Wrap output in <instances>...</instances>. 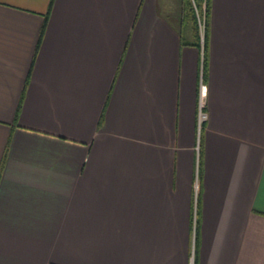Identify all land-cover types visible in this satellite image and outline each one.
<instances>
[{
  "label": "crops",
  "instance_id": "0c3cea01",
  "mask_svg": "<svg viewBox=\"0 0 264 264\" xmlns=\"http://www.w3.org/2000/svg\"><path fill=\"white\" fill-rule=\"evenodd\" d=\"M185 22L0 0V264H264V0Z\"/></svg>",
  "mask_w": 264,
  "mask_h": 264
},
{
  "label": "trees",
  "instance_id": "16d2710c",
  "mask_svg": "<svg viewBox=\"0 0 264 264\" xmlns=\"http://www.w3.org/2000/svg\"><path fill=\"white\" fill-rule=\"evenodd\" d=\"M208 15H209V0H180V21H188L193 30L195 41L191 44H200L197 18L203 23V33H202V47H203V59L202 65H205V48L207 39V26H208ZM181 43L184 41L181 39Z\"/></svg>",
  "mask_w": 264,
  "mask_h": 264
},
{
  "label": "built area",
  "instance_id": "2783aa9c",
  "mask_svg": "<svg viewBox=\"0 0 264 264\" xmlns=\"http://www.w3.org/2000/svg\"><path fill=\"white\" fill-rule=\"evenodd\" d=\"M197 26H198V34L200 39L202 40V33H203V23L199 18H197ZM206 92V85L205 83L200 80L198 84V101H197V131L200 128L201 123L206 118V113L204 111V98Z\"/></svg>",
  "mask_w": 264,
  "mask_h": 264
},
{
  "label": "rangeland",
  "instance_id": "374dc122",
  "mask_svg": "<svg viewBox=\"0 0 264 264\" xmlns=\"http://www.w3.org/2000/svg\"><path fill=\"white\" fill-rule=\"evenodd\" d=\"M189 25V23H188V21H186L183 25H182V29L183 30H187L188 29V26Z\"/></svg>",
  "mask_w": 264,
  "mask_h": 264
}]
</instances>
